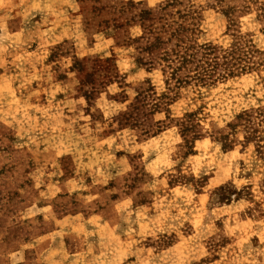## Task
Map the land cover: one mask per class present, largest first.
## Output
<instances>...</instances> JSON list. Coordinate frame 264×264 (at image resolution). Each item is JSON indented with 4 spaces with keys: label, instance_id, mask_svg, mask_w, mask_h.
<instances>
[{
    "label": "rangeland",
    "instance_id": "374dc122",
    "mask_svg": "<svg viewBox=\"0 0 264 264\" xmlns=\"http://www.w3.org/2000/svg\"><path fill=\"white\" fill-rule=\"evenodd\" d=\"M0 264H264V0H0Z\"/></svg>",
    "mask_w": 264,
    "mask_h": 264
}]
</instances>
